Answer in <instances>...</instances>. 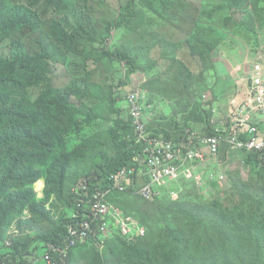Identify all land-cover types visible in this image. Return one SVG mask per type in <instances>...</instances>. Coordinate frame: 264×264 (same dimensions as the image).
<instances>
[{
	"label": "trees",
	"instance_id": "trees-1",
	"mask_svg": "<svg viewBox=\"0 0 264 264\" xmlns=\"http://www.w3.org/2000/svg\"><path fill=\"white\" fill-rule=\"evenodd\" d=\"M95 2L78 0L70 6L65 0H0L2 260L11 255L9 260L15 264H34L48 245L62 246L74 221L69 210H81L75 188L86 180L92 187L108 190L116 173L135 165L141 168L140 163L145 162L144 146L134 136L129 111L116 96L115 80L107 85V93L101 83L94 84L92 73L90 82L68 91L50 85L54 71L49 45L45 39L38 44L30 43L25 37L27 29L47 24L51 42H58L69 53L77 52L88 71L93 66L106 68V60L112 65L127 60L130 77L139 71L140 65L128 52L108 50L113 32L122 28L136 31V27L141 29L144 24L148 34L156 35L169 16L175 18L183 11L185 20L194 19L193 26L199 35L180 44L170 41L171 55L161 57L168 59L169 68L155 81L162 88L160 95L168 102L190 104L184 111V119L157 118L150 122V132L166 140L180 139L188 129L203 136L217 135L219 123L215 120L226 115L216 100L206 103L192 97L197 74L204 77L211 71L217 73V52L227 40L226 30L203 24L194 9L191 8L190 15V7L181 8L182 0H129L122 6L120 17L110 21L106 31L96 36L84 25L86 15L94 11ZM225 2L232 9L226 27L235 26L257 35L255 17L263 18L264 0ZM257 8H260L258 15ZM84 36H90L92 41L79 50V44L83 45L79 37ZM7 47L14 53H8ZM186 47L197 68L180 56L179 52ZM119 71L122 72L120 68ZM169 72H173L172 83L171 79L164 81ZM45 86L48 87L35 101L33 91ZM75 99L80 104L87 100L108 104L109 113L103 121L109 127L100 131L98 122L102 118L97 109L77 108ZM154 107L151 98L147 102L148 115ZM74 110L86 118L68 122ZM87 128L91 132L85 133ZM229 148L232 147L224 145L217 164L204 170L202 185L186 177L168 179L161 195L153 200L139 193L141 184L137 181L135 189L112 191L110 201L125 216L140 220L147 229L146 236L130 242L118 232L107 245L110 248L107 255H102L93 244L80 245L72 250L70 264H264V153L244 152L245 167L251 170L250 178L255 182L246 179L242 172L243 177L232 174L230 187L224 193H220L221 187L217 196H197L198 190L206 195L203 191L210 184L218 187L224 174L228 182V173L220 174L219 170ZM43 193V199H39ZM9 241L11 248L7 245Z\"/></svg>",
	"mask_w": 264,
	"mask_h": 264
},
{
	"label": "rangeland",
	"instance_id": "rangeland-1",
	"mask_svg": "<svg viewBox=\"0 0 264 264\" xmlns=\"http://www.w3.org/2000/svg\"><path fill=\"white\" fill-rule=\"evenodd\" d=\"M128 1L129 0H96L94 3V11L88 13L84 19L85 27L96 36L102 35L106 31L108 23L120 17L122 6ZM65 2L73 6L78 0H65ZM188 7H190V9H188L190 15L191 8L195 10L196 15L199 13L200 17L198 18L203 21V24L205 22L210 26H218L228 32L227 40L220 45L217 52V73L216 71H211L209 74H205L204 77L197 74L195 77L197 82L192 92V97L196 98V100H205L207 103L211 100H216L217 104L220 105L223 110L227 109L225 118L215 120L219 122V128L224 129L230 125V103L235 99L236 95L238 96L240 87L245 83L246 73H240L241 75L239 74L238 76L235 72L236 67H242L249 71L251 65L259 62V59L263 58L264 60V16L263 18L258 16L255 17L257 35H253L247 30L237 29L235 26L226 27L225 22L230 18L232 9L225 0H182L181 8L186 9ZM259 9L260 8L256 9L257 15L260 14ZM213 10H216L217 13H211ZM202 13L206 16L204 20L202 19ZM182 14L183 11H180L175 15V18L169 16L168 22L164 23V26L156 30V35L148 34L143 29L144 24L140 25L141 29L136 27V31H131L126 28L116 29L107 44L109 51L113 53L118 50L128 52L140 65L139 71L131 76V81L129 83L127 82L128 85L126 89H142L147 92L148 101L152 98L155 107L149 113L150 115H148L151 122L160 117L172 118L173 116H177L179 120L184 119L186 116L184 111L190 104L187 101L183 103L182 101L176 102L175 100L168 102L165 97L160 95L162 88L157 85L158 80L155 81V79L158 78L157 76L166 74L169 68L168 59L162 58L171 55L169 49L171 53L173 51V46L170 45V41L173 40L180 44L181 42L184 43L199 35L193 26L194 19L188 18L185 20ZM211 17L212 19H210ZM48 32L49 26L47 24L37 25L35 28L27 29L25 31V37L33 44H38L41 39H45L46 44L49 45V51L53 57L52 64L54 71L50 85L68 91L71 88L74 89L90 82L89 73L93 74L94 84L97 85L101 83L106 93L108 92L107 85L113 83L114 80L115 87L119 82L126 83L125 76H122L123 72L119 71V68L123 69V67H126L127 69L129 66H127V60L116 64L114 63V65H112L109 60H106V68L103 69V65L93 66L92 68L89 67L88 71L85 67V62L77 52L69 53L67 49L58 42L54 41L55 44L52 43L47 36ZM91 41L90 36L79 37V42L83 44H79V50H83L85 48L84 44ZM98 46H100V48L103 47L101 43H99ZM18 51H21V46ZM7 52L13 54L14 50L7 47ZM99 54L101 55L102 52H99ZM179 54L182 58L187 59L194 68H197L195 61L190 59L191 56L189 57L188 55L191 54L188 48L186 50L183 48ZM148 73H150L149 77ZM249 73L250 71L247 74L249 75ZM239 78L240 81L238 86ZM170 79L172 83L174 80L173 72H169V74L165 76L164 81ZM110 80L112 81L109 82ZM247 84H249V80ZM47 87L48 86H45L44 88L33 91V98L35 101ZM151 90H154L159 95L151 93ZM117 94H122V91L118 90ZM207 97L209 99H207ZM74 103L77 108L84 107L88 110L97 109V112L102 118V120L98 122L100 131L109 127L110 124L103 121L109 113L108 104L101 103L99 100H94L92 102L87 100L80 104L76 99ZM83 117L86 118L84 114L74 110L68 122L74 123L78 120H82ZM158 120H161V118ZM191 125L197 127L196 124ZM89 132H91V129L87 128L85 133ZM214 162L217 163V161ZM221 166V170H219L220 174L223 172L226 174L228 173V182L226 181V177H224V181L218 183V187L210 184L208 189L203 191L206 195L194 188L196 191L198 190L197 196H205V198H207L206 196H217L221 187H223V189L220 193H224L226 188L229 189L230 187L229 177L232 174L236 175L239 173L242 176L243 173L246 179H250L251 182L256 181L254 178H250L251 170L245 167L244 153L239 150L234 151L229 148L228 158L226 157V159L221 162ZM38 197L39 199H43L44 193L42 196ZM48 207L51 209V204L48 205ZM15 231L18 232V230ZM94 246V248L99 249L102 255L110 253L109 247L102 248L97 245Z\"/></svg>",
	"mask_w": 264,
	"mask_h": 264
},
{
	"label": "built area",
	"instance_id": "built-area-1",
	"mask_svg": "<svg viewBox=\"0 0 264 264\" xmlns=\"http://www.w3.org/2000/svg\"><path fill=\"white\" fill-rule=\"evenodd\" d=\"M127 73L125 69L123 76L126 83L119 82L115 93L120 104L130 113L134 136L144 146L145 162L140 163L141 168L135 165L116 173L108 190L92 187L86 180L81 182L74 190V194L80 198L81 210H69L74 221L63 245H48L43 256L32 262L34 264H70L73 249L86 244L105 248L118 232L130 242L145 237L147 229L141 221L125 216L110 201L109 196L114 190L130 191L136 188L137 181L141 184L139 193L145 199L153 200L161 195V188L168 179L186 177L202 184L205 165L217 161L224 145L229 144L241 151L264 153V69L261 62L253 65L246 79L249 84L244 101L231 104L229 130L228 127L219 128L217 135L203 136L197 130L188 129L177 140H166L150 132L147 92L139 88L127 90V82L131 81ZM118 90L122 94H117ZM175 198H178L177 194ZM7 245L11 248L12 242L9 241ZM10 257L0 259V264H15L9 260Z\"/></svg>",
	"mask_w": 264,
	"mask_h": 264
},
{
	"label": "crops",
	"instance_id": "crops-1",
	"mask_svg": "<svg viewBox=\"0 0 264 264\" xmlns=\"http://www.w3.org/2000/svg\"><path fill=\"white\" fill-rule=\"evenodd\" d=\"M259 60H260L259 62H261V64L263 65V69H264V60H263V58H261V59H259ZM255 64H256V63H255ZM253 65H254V64H253ZM253 65H251V69L249 70L250 72H251L252 69H253ZM249 71L245 70V68H242V67H236L235 72L238 74V76H239L240 73H246V76H245V83L243 84L242 87H240V91H239L238 96L236 95V96H235V99L232 100V102H234V101L242 102V101H244L245 97L247 96V92H248V84H247V82H246V79L248 78V74H247V73H248ZM240 75H241V74H240ZM239 81H240V78L238 79V86H239ZM216 164H217V163L211 161V164H209V165H205L204 170L207 169V166H209V167H213V166H215ZM40 255H43V250L40 252Z\"/></svg>",
	"mask_w": 264,
	"mask_h": 264
},
{
	"label": "clouds",
	"instance_id": "clouds-1",
	"mask_svg": "<svg viewBox=\"0 0 264 264\" xmlns=\"http://www.w3.org/2000/svg\"><path fill=\"white\" fill-rule=\"evenodd\" d=\"M125 69H126V67H123V69H121L122 72H124ZM122 76H123V75H122ZM248 76H249V75H248ZM246 82H247V80H246ZM208 99H209V98H208ZM205 102H206V101H205ZM206 103H207V102H206ZM231 104H232V102L230 103V106H231ZM226 112H227V109H226ZM216 114H217V113H216ZM219 117H220V118H225L226 115H225V116H219ZM217 118H218V117H217ZM217 118H216V119H217ZM231 122H232V119H231V116H230V125L228 126V130H229V127L231 126ZM228 145H229V144H228ZM230 146H231V145H230ZM231 147H232V146H231ZM231 150H234V151H235V150H238V149H235L234 147H232ZM239 151H241V150H239ZM241 152L244 153V152H246V151H241ZM254 152H256V151H254ZM248 153H251V152H248ZM260 153H263V152H260ZM219 157H220V156H219ZM227 158H228V156H227ZM218 159H219V158H218ZM218 159H217V162H218ZM224 177H226L225 174L223 175V178H224ZM226 180H227V179H226ZM223 181H224V180H223ZM45 182H46V181H45ZM196 182H197V181H196ZM197 183H198V182H197ZM198 184H199V183H198ZM201 185H202V184H201ZM45 190H46V189H45ZM175 199H178V198H175ZM139 221H140V220H139ZM14 233H16L15 230H14ZM134 242H135V241H134ZM43 253H44V250H43ZM42 256H43V255L38 256L37 259L40 258V257H42ZM37 259H36V260H37Z\"/></svg>",
	"mask_w": 264,
	"mask_h": 264
}]
</instances>
